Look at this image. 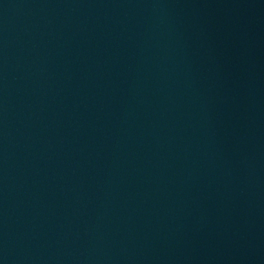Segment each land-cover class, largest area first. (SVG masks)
Here are the masks:
<instances>
[{
  "label": "water",
  "instance_id": "obj_1",
  "mask_svg": "<svg viewBox=\"0 0 264 264\" xmlns=\"http://www.w3.org/2000/svg\"><path fill=\"white\" fill-rule=\"evenodd\" d=\"M0 264H264V70L168 0H0Z\"/></svg>",
  "mask_w": 264,
  "mask_h": 264
}]
</instances>
